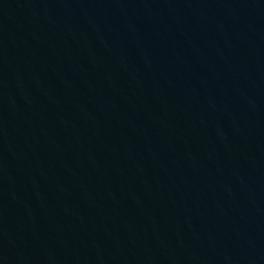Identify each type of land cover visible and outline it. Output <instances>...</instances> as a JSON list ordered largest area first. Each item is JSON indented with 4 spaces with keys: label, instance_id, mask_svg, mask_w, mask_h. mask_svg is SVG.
<instances>
[{
    "label": "water",
    "instance_id": "obj_1",
    "mask_svg": "<svg viewBox=\"0 0 264 264\" xmlns=\"http://www.w3.org/2000/svg\"><path fill=\"white\" fill-rule=\"evenodd\" d=\"M0 264H264V0H0Z\"/></svg>",
    "mask_w": 264,
    "mask_h": 264
}]
</instances>
